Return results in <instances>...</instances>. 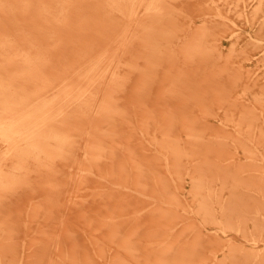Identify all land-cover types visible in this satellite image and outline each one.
Masks as SVG:
<instances>
[{"label":"rangeland","instance_id":"1","mask_svg":"<svg viewBox=\"0 0 264 264\" xmlns=\"http://www.w3.org/2000/svg\"><path fill=\"white\" fill-rule=\"evenodd\" d=\"M103 1L102 3L105 4L108 0ZM110 1L118 2L116 5L118 8L113 12L114 15H111L113 23H111V26L107 27L110 31L103 32V29H106L103 27L99 30V34L78 35L77 38H80L81 42H79L78 48H72V50L76 52L64 59L52 57L54 60H50V63H52H48L43 72L44 77H46L49 82L52 84L65 83V86L61 87L64 88L63 91L68 93L69 96L72 95L79 98V104L75 103L74 106L64 105L62 107L63 110L65 109L64 111L66 114L73 111L74 115L69 116L72 117L73 120L69 122V119H67L65 121L67 124L65 127H68L66 134L68 135L69 133V136L66 142L62 144L58 155L53 159L56 168L61 167V171L64 172L61 175L58 172L61 178L57 177L55 179V183L57 184H60V182L64 183L60 189L63 197L56 207L72 218L69 223L74 225L79 223L75 226L78 230H73V235L79 238H74V236L71 235L66 236V230L63 232L65 237L62 240L63 235L60 231L63 228L58 224L56 227L55 224L51 229V227H49L50 225L47 224H53V222H45L46 220H44V218L36 219L37 221L33 218L35 222H33L32 219L29 220L30 222L26 219L11 221L10 223L7 222L15 231L14 233L7 231L8 234H5V236L12 235L11 240L5 243V245L9 243L5 247V258H2L5 264H18L17 262L25 255L22 252V248L28 245V241L32 238L31 244L34 246L36 245V247L40 246L42 250L47 249L46 253L48 257H50L49 259L53 260V263H51L52 261L50 260V264H54L55 261V264L59 262V264H70L73 259V262L77 261V263L79 262L78 264H80V262H82V264H86V262L90 264H117L118 262L121 263L123 259L122 264H147V262L149 264L150 259L153 260L154 258L161 260L160 262L152 261L150 263L164 264L161 263L163 257L160 252H164L165 249L162 251L155 250L153 251L154 253H145L144 255L146 257L147 254V258L142 255L143 253L140 254L141 248L145 246L139 245L140 250L138 253L137 251H135V253L125 250L124 254V251L119 249L118 245L120 242L128 239L131 240L132 238L138 240L141 244L147 243V240H145L146 237H148L147 231L150 232V236L153 240L156 239L157 242L158 240H164V248L176 247L175 249L185 250L183 254L187 255H181V258L175 261L177 263L173 264H179V261H183L184 258H187L188 264H215L216 261L223 256L222 251L227 248V238H237L236 241L240 242L245 248L249 246V242L241 237L240 232L227 229L226 226L218 223L220 217L213 196L216 186L213 184L212 177L209 173L205 174L203 172L204 176H202V178L198 175V171L193 170V168L200 167L201 161L203 162V159L200 158V152L196 153L199 156L195 157L196 155H194L195 158L193 161L189 159V157L194 150H196V147L202 146L200 142H213L219 140L222 137V135H220L221 133L224 135V133L227 134V132H229L234 140H240L233 143L231 140L226 139L225 153L228 152L227 155H229L234 152L235 156L239 155L241 160L246 162L250 161V157H255L253 154L257 155L262 158L257 162L260 164V170L264 174V110H262L264 109V103L261 104L256 100V97L264 100V96L261 97L257 94L259 93V87L264 83V64L258 63L259 60L255 58L257 56H255V54L262 46L264 47V21H262V18H264V0H235L236 2L239 1V3H235L234 0H225L226 3L223 0H203L205 5H203L202 0H200V3H197L199 0H109L108 2ZM184 1L187 2L184 3ZM243 1L245 5L249 4L245 6ZM100 2L101 1H99V3ZM188 2L191 3L190 6L192 7L189 6ZM157 3L165 8L167 11L166 15L159 16L153 12V9H146L147 5L153 7ZM256 3L259 5H255ZM194 4H197V6L195 5V8L198 7L197 9L194 8ZM201 5L204 6V11H201L203 10L201 8L203 6ZM216 5H218V7ZM182 6L185 7L183 8ZM253 6L256 9H254ZM208 9L213 13H210ZM246 9H248V11ZM104 12L105 11H103V13ZM186 12L188 14H186ZM215 12L217 14H215ZM252 12H256V15L252 14ZM147 13L149 14L147 15ZM29 14L31 17L33 16L32 12ZM254 15L255 17H252ZM103 16L104 15H99V17ZM208 17L209 19H207ZM256 18H258V20ZM219 19H221L223 23ZM207 20L214 21L213 25L209 24V22L207 23ZM9 21L19 23L17 17L5 12L3 9L2 11L0 10V43L3 42V46H0V62L3 60L5 54L10 55L16 52L20 45L21 38L25 37L24 31L20 28L7 26ZM204 21H206L205 24H203ZM223 25L231 30H224L225 27L223 28ZM219 27L223 29V31H220ZM73 30L60 31L57 29H49L48 31L53 32L56 36L63 35L64 37H70L72 34L74 36L76 34ZM110 32H112L111 37L101 38V35L106 37ZM220 32L225 35L223 34V37H221L222 35ZM28 35L34 38L36 37V32L30 31ZM43 36L42 34L37 38L41 39ZM230 36L233 37V39H229ZM248 38L251 39V41ZM6 39L14 41V44L8 46L7 43V45H5L4 40ZM56 39H53L54 41L51 44L45 43L39 46L40 48L43 47L45 50H53L56 45L60 54H63L65 51V54L69 55L71 49L66 48L67 46L62 47L58 45ZM234 40L235 43H240L234 45ZM190 41H192V44L194 43V46L192 47L191 44L190 47L193 53H185L188 47L185 46L188 44L187 42ZM198 42L200 43L198 44ZM194 48L195 50L193 51ZM151 50L153 51L151 52ZM240 50L241 52H239ZM1 51L3 53H1ZM171 51L173 52L172 55L170 54ZM218 52L221 54L219 57ZM241 55L244 57H241ZM130 56L132 58H130ZM147 57L148 59H152L155 63L152 65V73L148 80L149 83L147 82V92L144 97L136 98L128 78L124 77L122 80L119 78L110 80L111 74L114 71L119 70L121 75L127 71L126 65H128L129 58L135 61L136 68L141 71V69L146 67L145 61ZM241 60L244 61L241 62ZM228 68H230V70ZM259 69L260 71H258ZM226 73H228V75ZM135 78L136 72H134V80ZM254 78H257L258 82L255 86H252V80ZM245 82L251 85L245 88ZM208 88L213 89L211 91V89ZM229 90H231L232 93ZM245 92L246 94L244 95ZM253 97H255V100H253ZM252 100L256 102L253 104ZM106 101V105L108 106L106 109L108 110H106V112H95V110L102 107V104L106 103ZM238 101H242L243 105L242 103H238ZM246 104H249L247 106L250 107L247 108ZM238 106L241 107L240 110L242 111L239 110ZM232 107L235 108H233V114V111H231ZM55 108L56 107H53L52 109ZM251 108H253V111ZM122 111H125V117H123V115L121 116V114H123L121 113ZM228 111L231 116H227L229 115ZM248 111H250V113ZM224 112H228V114H225V116ZM183 113L186 114L184 115ZM248 113L253 117L249 116ZM98 114L99 116H97ZM205 114L209 115L206 116ZM182 115L184 118H181ZM255 115L256 118L259 117V115L261 118L259 117V120L258 118L257 120L255 119L256 121H254V119L252 120L250 117L255 118ZM232 116L234 119H232ZM243 116L247 121H240ZM98 117L99 120L97 119ZM224 118L227 119V122ZM250 120L255 122L252 124H259L260 129L253 126ZM211 124L212 130L209 128ZM90 125H95L99 128L100 135H98V137H96L95 131L93 130L95 127L90 128ZM170 125L173 127L171 128ZM207 126L209 128L208 130ZM236 126L242 128L239 130L244 133L243 135L237 132L236 129L238 128ZM169 129L175 130L170 131ZM214 133L220 134L216 136ZM165 135L167 136L165 137ZM208 136L211 140L210 138L208 139ZM192 138L194 139L192 140ZM126 140H128V143L130 142L131 154L133 153L131 156L135 155L134 152H137V154L142 152L150 161V177L148 180L150 189L141 187L143 192L140 194L134 190L127 191L131 193L132 196L130 197V205L124 207L121 211V220L122 223H124H121V229H123L117 236H112L113 234L111 235L108 229L101 223L94 224L93 222L91 223L90 220L85 221L84 219L87 218L88 215L92 216V220L96 218H98L97 221L101 220V218L105 216L104 202L102 201V204H99L102 198L101 196H103L102 193H107L110 190L121 191L117 189L118 186L110 183L112 179L110 178V180H108L105 171L98 166L95 157L96 146L101 150L103 148L106 149L112 142L119 141L123 144ZM159 141L161 145L158 144ZM194 142L196 143L192 144ZM248 149L253 151V153L248 152ZM175 150L176 153H174ZM170 152H173L172 156ZM166 157H168V159ZM170 159H172L171 161L175 160L174 163L171 162L173 165L175 163H177V165L173 166L170 164ZM167 160H169V162ZM178 160L180 161L178 162ZM171 165L174 167V170H172L173 168ZM151 170L153 172H151ZM198 181L203 182L200 183L202 184L201 187L195 185ZM153 183L155 189L153 188ZM161 183L163 184L162 186ZM262 190L264 191V186H262ZM226 194L227 191H225L224 195ZM79 201H85L86 203L79 205ZM258 203L259 206L260 204L262 205L261 212H263L264 215V197L259 199ZM155 207L163 212V214H161L163 217L159 219L158 222L153 219L151 223H148L147 213ZM75 208L80 209V212L76 215H72L74 211H77ZM39 220L42 221V223L44 222L45 224H43L45 226H42ZM130 220H134V223L138 224H132L133 230L138 232V234H135L136 237L134 234V237H132V234L129 232L128 226ZM247 222L248 225H250V222ZM163 224L164 228H162ZM30 225L34 226L31 227ZM38 225L41 228H39ZM27 227L33 228L32 232L27 229ZM67 227L70 226L67 225ZM145 228L147 230H141ZM41 230H43V232ZM152 231H155L157 235L155 232L153 234ZM139 232L142 236H140ZM1 234H3L2 231L0 232V235ZM35 237L37 240H35ZM38 237H40V241H43L42 243L38 242ZM45 237L46 239L48 238V241H50V239L51 241L45 242ZM68 238L73 240L76 239L77 244L75 243L76 241L74 242ZM56 239L61 240H58L60 244L57 242L59 245L62 244V241H65V244L68 243L67 245L62 244V246L65 245L63 246L65 250L63 247H59V245L55 248L54 244H56ZM258 239V244H260L262 248L264 243V232H262V235H260ZM71 241L74 242L75 246L79 245V242H81L82 244L79 246L83 245L85 247V253L83 250L79 252V246V250H76L77 246L75 249L69 248L68 245ZM73 242L70 243V245H73ZM43 243L45 244V249L42 247ZM46 243H50L49 249L47 248L49 245L47 246ZM192 243H200V245L197 248L181 246V244L188 245ZM40 244H42V246ZM13 245L16 249L12 247ZM66 246L70 249V252L66 250ZM58 247L60 249H58ZM13 248L17 252H14L15 250ZM61 248L63 249L62 253L64 254L65 252V259L64 256H62L63 258H59L60 255H63L59 252ZM72 250L78 253L76 252L73 254L71 252ZM40 251L41 250H39L38 253ZM126 251H128V255ZM43 252L45 251L39 253L42 255H36V259H33L34 256L31 257L30 260L32 264H37V261H40L42 258V263L40 262L39 264L48 262V260H44L47 255L44 253V255H46L44 257ZM115 253H117V256H115ZM83 254H85L86 257L85 260L83 259ZM113 254L116 258L115 263L114 257L112 260ZM129 254L132 255L129 256ZM121 255L125 258L122 256L121 258L123 259L117 261V257ZM38 256H42V258L37 259ZM67 256L73 259L70 260ZM74 257H76V259ZM138 257L142 259L140 260ZM136 258L139 262H137L138 260H136ZM67 259H69L70 263H67L69 262ZM109 260L113 261V263L111 261L108 262ZM248 260L251 259L248 258ZM238 261L239 264H244L245 262L243 256H240ZM251 263H253V261H251ZM251 263L247 262L245 264Z\"/></svg>","mask_w":264,"mask_h":264},{"label":"bare ground","instance_id":"2","mask_svg":"<svg viewBox=\"0 0 264 264\" xmlns=\"http://www.w3.org/2000/svg\"><path fill=\"white\" fill-rule=\"evenodd\" d=\"M99 1H101V2L99 3ZM108 1L105 2V4H103L102 3V2H104L103 0H0V10L1 11H2V9L5 10V12L17 17L19 20V23H15L14 21L13 22L9 21V24H7V26L20 28L21 30L24 31V34H25V37L21 38V42H20V45L18 46L17 51L13 52V54H10V55L5 54V56L3 57V60L0 62V232L2 231V233H3L0 235V264H5L2 258H5V251H6L5 247H6V245L9 244L8 243L5 245V243L9 242V240H11V236H12V235L11 236H8V235L5 236V234H8L7 231H10L13 233L15 231L12 228V226L9 225V223L11 221H16V220H21V219L22 220L26 219L29 221L32 219V221L35 222V221H37L36 219L44 218V220H46L45 222H49V223L53 222V224H47V225H50L49 227H51V229H52V227H54L55 224H56V227L58 225H60L61 228L64 229V230L61 229V231H60L62 233V235H63V232L67 230V232L65 233L66 236H69V235L74 236L73 230H78L77 227H75V226H77L79 223L78 224L76 223V225L69 223V222H71L72 218H70V216L66 215L65 213L61 212L62 210L60 211L59 208L56 207L58 202L63 197L60 189L64 183L60 182V184H57V183H55V179L57 177H59L64 172L61 171L62 170L61 167L56 168L53 159L56 157V155H58V153L62 147V144H64L66 142V139L69 136V133H68V135L66 134L68 127L67 128L65 127V125H67L65 123V121L67 119H69V122H70V120H73V118L69 117V116L74 115L73 111L66 114V112L64 111L65 109L63 110L62 107L64 105L65 106H74L75 103L79 104V98L77 96H72V95L69 96L68 93L63 91L64 88H61V87H64L65 83H63V84L62 83L61 84L60 83L52 84L51 82H49L48 79L46 77H44L43 72H44L45 68L47 67L48 63L49 64L52 63V62L50 63V60H54L52 57L64 59V58H68L70 55H72L76 52V51H73L72 48L73 49L78 48V44H80L79 42H81L80 38H77L78 35L84 36L87 34H99L100 33L99 30L103 27L106 28L105 30L103 29V32L110 31V29H107V27L111 26V23H113V19H111V15H114L113 12L115 11L116 8H118V7H116L118 2H116V1L108 2ZM223 1H225V0H223ZM226 1H225V3H226ZM185 2H187V1H184V3ZM188 3L190 6L191 3L190 2H188ZM197 3H200V0ZM202 3H203V0H202ZM235 3H239V1L238 2L235 1ZM253 3H255V2H253ZM257 3L255 5H259ZM260 3H262V2H260ZM230 4H232V3H230ZM243 4H244V1H243ZM248 4H246V5H248ZM195 5L197 6V4H194V8H195ZM203 5H205V4L203 3ZM203 5H201V6H203ZM208 5H209V3H208ZM216 6L218 7V5H216ZM227 6H229V5H227ZM182 7L184 8L185 6H182ZM190 7H192V6H190ZM260 7H261V5H260ZM147 8H151V10L153 9V12H155L156 15H159V16L160 15L164 16L167 14V11L165 10V8L161 5H159L158 3L155 4L153 7H151V6L149 7V5H147L146 9ZM197 8H195V9H197ZM201 8L203 9L204 6ZM201 8H200V10H201ZM234 8H235V6H234ZM251 8H252V6H251ZM253 8L256 9L254 6H253ZM204 9L201 11H204ZM263 9H264V7H263ZM246 10L248 11V9H246ZM103 11H105V12L103 13ZM213 11H215V10H213ZM31 12L33 14L32 17L29 14ZM209 12H210V10H209ZM216 12H215V14H217ZM198 13H196V14H198ZM210 13H213V12L211 11ZM239 13H238V15H239ZM263 13H264V11H263ZM148 14L149 13H147V15ZM186 14H188V13L186 12ZM224 14H225V12H224ZM252 14L256 15V12L255 13L252 12ZM99 15H104V16L99 17ZM248 15H249V13H248ZM255 15L252 17H255ZM233 17H235V16H233ZM205 19H206V17H205ZM207 19H209V17ZM256 19L258 20V18H256ZM262 19H263L262 21H264V18H262ZM219 20H221V19H219ZM237 20H238V18H237ZM224 21H226V20H224ZM229 21H230V19H229ZM254 21H255V19H254ZM205 22L206 21H204L203 24H205ZM208 22H209V24H212V25L214 23V21H212V20H207V23ZM221 22H222V20H221ZM246 22H247V19H246ZM134 26H136V25H134ZM207 26H209V25H207ZM214 26H216V25H214ZM239 26H240V24H239ZM253 26H254V24H253ZM223 28L225 30L228 27L223 25ZM244 28H246V27H244ZM49 29H57L60 31H62V30L72 31L74 29L73 31L76 34H75V36L72 34L70 37H64L63 35H57L56 36L53 32L48 31ZM219 29H220V31L221 30L223 31V29H221L220 27H219ZM229 29H227V30L230 31L231 29L230 30ZM30 31H35L36 37L32 38V36L28 35L30 33ZM103 32H102V34H103ZM214 32H215V30H214ZM220 33L222 35L221 37H223L224 33L223 34H222V32H220ZM42 34L44 35L43 38H41V39L37 38ZM111 34H112V32H110L108 35H106V37L101 35V38H109V37H111ZM201 35H203V34H201ZM260 37L263 38L262 36H260ZM53 39L57 40L58 45H61L62 47L67 46L66 48H70L71 51H70L69 55H66L65 51L63 52V54H60L57 50L58 48L56 47V45L53 48V50L52 49L51 50H45V49H43V47L40 48L39 45L45 44V43L51 44L54 41ZM229 39H233V37L230 36ZM236 39H237V37H236ZM221 40H223V39H221ZM235 40H234V45H237L240 43L239 41H238L239 43H235ZM249 40L251 41V39H249ZM217 41H218V39H217ZM4 42H5V45H7V43H8V46H11L12 44H14V41L7 40V39L4 40ZM187 43L188 44L185 47H187V46L188 47L185 50V53H188V52L193 53V52H191L192 48H190L192 41L187 42ZM199 43L200 42H198V44ZM229 44H230V42H229ZM0 46L1 47L3 46V42L0 43ZM193 46H194V43L192 44V47ZM236 49H238V48H236ZM194 50H195V48L193 49V51ZM152 51L153 50H151V52ZM239 52H241V50ZM1 53H3V52L1 51ZM172 53L173 52L171 51L170 54L172 55ZM219 56H221V54L218 52V57ZM255 56H256L255 58H257V60L260 61V62L258 61V63L264 64V47L263 46L255 54ZM241 57H244V56L241 55ZM245 57H246V55H245ZM130 58H132V57L130 56ZM130 58L128 61V65H126L127 71L122 75L119 73V70L114 71L111 74L110 80L116 79V78H119L122 80L124 77H126L131 82L133 92L135 93V94L134 93L133 94L136 95V98L144 97L146 95V92H147V82L151 77L152 65L155 62L152 59H148V57H147V60L145 61L146 67H144L140 71L136 68L135 61L131 60ZM243 61L244 60H241V62H243ZM257 67H259V66H257ZM228 69L230 70V68H228ZM254 69H255V67H254ZM218 71H220V70H218ZM258 71H260V69ZM134 72H136L135 80H134ZM251 73H252V71H251ZM226 74L228 75V73H226ZM257 74L258 73L256 72V75ZM254 79L252 80L253 81L252 86H255L258 82L257 78L255 80ZM184 83H186V82H184ZM211 85H213V84H211ZM235 85L238 86L237 84H235ZM248 85H251V84H247L245 82V88L249 87ZM238 88H240V87H238ZM208 89H211V88H208ZM212 89H211V91H212ZM232 89H234V88H232ZM229 91H231V90H229ZM258 92H259V93H257L258 96L259 95L261 97L264 96V83L259 87ZM231 93H232V91H231ZM245 94H246V92L244 93V95ZM230 98H232V97H230ZM235 99H237V98H235ZM137 100H140V99H137ZM253 100H255V97H253ZM256 100H258V102L261 104L264 103V100L258 99V97H256ZM233 102H234V100H233ZM255 102L253 101L252 103L254 104ZM238 103H242V105H243L242 101L241 102L238 101ZM106 104H107V101H106V103L102 104V107H100L98 110L96 109L95 112H97V111L106 112V110H108V109H106L108 107ZM224 104H227V103H224ZM103 105H104V107H103ZM233 105H234V103H233ZM235 105H236V102H235ZM247 105H249V104H246V106ZM226 106H228V105H226ZM256 106H257V104H256ZM53 107H56V108L52 109ZM249 107L250 106H247V108H249ZM233 108L234 107H232L231 111H233ZM240 108L241 107H239V110H240ZM192 109H193V107H192ZM213 109H215V108H213ZM251 109L253 111V108H251ZM262 110H264V109H262ZM209 111H210V109H209ZM240 111H242V110H240ZM210 112L212 113V111H210ZM228 112H226V113L224 112V115L228 114ZM248 112L250 113V111H248ZM121 113H123V114H121ZM121 113H120L121 116L123 115V117H125V115H124L125 111H122ZM233 113H234V111L232 112V114ZM249 113H248V115H249ZM255 113H256V111H255ZM207 115H209V114H207ZM240 115H241V112H240ZM261 115H262V113H261ZM97 116H99V114ZM182 116H181V118H184V116L183 117ZM227 116H231L230 112H229V115H227ZM249 116H252V115H249ZM177 117H180V116H177ZM243 117H241L240 121H242V120L247 121V119L245 117L244 118ZM252 117H250V118L252 120L254 119V121H256L257 118L259 120L260 115L257 118H256V115H255V118H252ZM211 118H213V117H211ZM97 119L99 120V117ZM232 119H234L233 116H232ZM188 120H189V118H188ZM226 120L227 119H225V121ZM219 121H220V119H219ZM254 121H251L250 123L252 124ZM191 122H192V120H191ZM252 125L256 126L258 129H260L259 124H252ZM92 127H95V129H93V130L95 131L96 137H98V135H100L99 134V128H97L95 125H90V128H92ZM159 127H160V125H159ZM170 127L172 128L173 126L170 125ZM211 127H212V124L209 128H211ZM236 127L238 128V129H236L237 132L239 134L243 135L244 133L241 130H239L242 128L239 126H236ZM209 128L207 126V130ZM219 128H220V126H219ZM159 130H160V128H159ZM174 130H170V131H174ZM192 130H191V132H192ZM211 130H212V128H211ZM161 132L162 131L160 130V133ZM172 133L175 134L174 132H172ZM158 134H159V132H158ZM164 134H163V138H164ZM205 134L208 135L207 133H205ZM205 134H204V136H205ZM219 134H215V135L217 136ZM220 135H222V137L219 140H216V141L212 140L213 142H210V141L202 142V143L200 142V144L202 146L196 147L195 148L196 150L193 149L194 152L190 156L192 158L189 157V159H191L193 161L195 157L199 156L196 153L200 152V154H201L200 158L203 159V162L201 161L200 167L193 168V170L198 171V175H200V177L204 176L203 172L205 174L209 173L212 177L213 184L216 186V188L214 189L215 191L213 193V196H214V201L216 202V206L218 208V214L220 217L219 218L220 221L218 223L223 224L224 226H226L227 229H232L236 232H240L241 237L245 238V240L249 242L248 243L249 246H248V248H245V246H243L240 242L236 241L237 238H232V239L227 238V241H226L227 242V248H226L227 250L226 249H224V251L221 250L223 253L222 254L223 256L220 259H218L215 264H239L238 259L240 256H243V258L245 260L244 264L247 262L251 263V261H253V263H251V264H254V263L255 264H264V243H263L262 248L260 247V244H258V241H259L258 237L260 235H262V232H264V215H263V212H261L262 211V205L260 204V206H259L260 202L258 203V200L261 199L262 197H264V191L262 190V186H264V174L260 170V164L257 162L258 160H260L262 158L253 154V156H255V157H250V161L246 162V161H242L241 157L239 155L235 156L234 152H233V154L227 155L228 152L225 153V151H226V139L231 140L233 143H235L237 140H240V139L234 140L232 138L231 134H229V132H227V134L224 133V135L221 133ZM166 136L167 135H165V137ZM195 137H198V136H195ZM209 138L210 137L208 136V139ZM193 139L194 138H192V140ZM160 140H162V139H160ZM210 140H211V138H210ZM195 143L196 142H194L192 144H195ZM158 144H160V141ZM103 145H105V144H103ZM165 150H166V148H165ZM171 150H172V148H171ZM248 152L253 153V151H251L249 149H248ZM95 153H96L95 157L97 159L98 166L105 171V175L108 178V180H110V178L112 179L110 181V183L112 185L118 186L117 189L121 190V191L110 190L107 193H102L103 196H101L102 198H101L99 204H102V201L104 202L105 216L103 218H101V220L97 221L98 218H96L95 220L94 219L92 220V216H88V215H87V218H85L84 220L85 221L90 220V222L91 223L93 222L94 224L101 223L106 229H108V231L111 235L113 234L112 236H115V235L117 236V234H119L121 232V230L123 229V228L121 229V227H122L121 226V223H122L121 211L123 210L124 207L130 205V203H131L130 197L132 196V194L127 192V191L134 190L135 192L140 194L143 192L141 187L150 189V184L148 182L149 177H150V175H149V169L150 168L149 167H151V166H149L150 161L146 157V155L142 154V152H139L138 154H137V152H134L135 157L131 156L133 153L131 154L130 142L128 143V140H126V142L123 144L120 143L119 141L112 142L111 144H109V146L106 149L103 148L101 150L98 146H96V152ZM172 153L170 152L171 156H172ZM174 153H176V150ZM168 154H167V156H168ZM194 155H196V156L194 157ZM256 157H258V158H256ZM166 158L168 159V157H166ZM172 159H170V164L173 165V163L176 159L174 158L175 160L171 161ZM180 160H178V162ZM167 161L169 162V160H167ZM171 162H173V163H171ZM172 165H171V167H172ZM174 165H177V163H175ZM246 167H248V168H246ZM172 168H173L172 170H174V167H172ZM58 172L60 175L58 174ZM151 172H153V171L151 170ZM59 178H61V177H59ZM154 178H156V177H154ZM116 179H118V180H116ZM161 179H162V177H161ZM158 183H159V181H158ZM200 183H203V182L198 181V182H196L195 185L198 187H201L202 184H200ZM162 185L163 184L161 183V186ZM154 186L155 185L153 183V188L155 189ZM161 186H160V189H161ZM193 187H194V185H193ZM160 189H157V190H160ZM195 189H196V187H195ZM165 190H167V189H165ZM225 191H227L226 195H224ZM83 203H86V202L85 201H83V202L79 201L78 204L81 205ZM257 203H258V205H257ZM75 209L77 211H74L72 213V215H76L80 212V209H77V208H75ZM161 214H163V212L159 208L155 207L154 209L149 210V212L147 213L148 223H151V221L153 219L156 222H158V220L162 219V217H163ZM164 214H165V212H164ZM217 217H218V215H217ZM33 218H35L34 219L35 221L33 220ZM247 221L250 222V225H248ZM7 222H9V223H7ZM40 222L42 223V221H40ZM134 222H135L134 220H130L129 226H128L129 232L132 234V237H134L135 234H138V232L133 230L134 228H133L132 224H136ZM43 223L41 224L42 226L45 224V223L44 224ZM31 224H33V223H31ZM122 224H124V223H122ZM28 225H29V223H28ZM39 225H38V227L41 228ZM67 225H69L70 227H67ZM136 225H138V224H136ZM30 226L33 227L34 225L33 226L30 225ZM31 227L30 228L27 227V229H29L32 232L33 228H31ZM162 228H164V224H163ZM169 228H170V226H169ZM184 229H185V226H184ZM44 230H46V229H44ZM141 230H147V229L145 228V229H141ZM41 231L43 232V230H41ZM51 231H53V230H51ZM152 232L154 234L155 231H152ZM180 233H182V232H180ZM133 234H134V236H133ZM155 234H156V232H155ZM46 235H47V233H46ZM36 236H38V235H36ZM140 236H142L141 233H140ZM147 236L148 237H146V239H145V240H147V243H145V244H141L138 240L135 239L136 240L135 241L132 238L133 241H132V239L131 240L128 239L126 241L120 242L118 247L120 250H123L124 251L123 253L125 254V250L133 251V252L137 251V253H138V251L140 250L139 245H141L143 247L145 246L144 248H141V252H140V254L143 253L142 255L144 257H145V255H144L145 253L153 252L155 250L162 251L165 249L164 252L163 251L160 252L162 254V257H163V261L161 263H164V264L177 263L175 261L179 260L181 258V255H184V256L187 255V254H183V252H185L184 249H175L176 247L164 248V240H158V242L156 239L153 240L150 236L149 231H147ZM64 237H65V235H63L62 240L64 239ZM39 238L40 237H38V242L42 243L43 241H40L41 239H39ZM71 238H73V237H71ZM71 238H68V239H71ZM74 238H79V237L74 236ZM137 238H140V237H137ZM47 239L45 237L44 241L45 242L51 241V239H50V241H48ZM143 239H144V237H143ZM31 240L28 241L29 244L26 245L27 247L25 246L22 248L23 249L22 252L25 255L17 263L18 264H32V261L30 260L31 257L34 256L33 259H36L35 256L38 255L39 253H41L42 251H45V252H43L44 257L47 255L45 257L46 259H44V260H46V261L48 260V262L45 264H50L51 261H52L51 263H53V260L49 259L50 257H48V254L46 253L47 249L42 250V248L40 246H38V245H37L38 247H36V245L34 246L33 244H31L32 243ZM35 240H37L36 237H35ZM58 240H60V239H58ZM58 240L57 239L55 240L56 244H54L52 242L54 244L55 248L57 247V245L60 244L61 240L60 241H58ZM65 240H66V238H65ZM71 240H73V239H71ZM123 240H125V239H123ZM68 241H66V242H68ZM73 241L75 242L76 239H74ZM73 241H71L70 243H72ZM38 242H36V243H38ZM57 242L59 244H57ZM74 242H73V245H70V243H69L70 246L68 245V247L71 249H73V248L75 249L77 246L76 250L80 249L79 252H82V250H83V252L85 251L84 250L85 247L83 245L79 246L82 244L81 242H79L80 244L76 245V246H75ZM25 243H27V242H25ZM33 243H34V240H33ZM61 243L65 244V241H62ZM75 243L77 244V241ZM46 244L48 246L50 243L49 244L46 243ZM62 244L59 245V247L60 246L63 247L65 245H67L68 243L63 245V246H62ZM40 245L42 246V244H40ZM199 245H200V243H198V244L192 243V244H188V245L187 244H181L182 247H193V248H197ZM18 246H20V245H18ZM71 246H75V247H71ZM78 246H79V249H78ZM7 247H9V246H7ZM12 247H14V245ZM12 247H10V248H12ZM42 247L44 249L46 248L44 243H43ZM59 247H58V249H60ZM68 247L66 248V250L70 252V249ZM4 248H5V250H4ZM37 248H39V249L36 250ZM47 248L49 249L50 245ZM64 248L65 247H63V249ZM63 249L61 248V250L59 252L62 253ZM187 249H189V248H187ZM39 250H41V251L38 253ZM225 250H226V252H225ZM128 251H126L127 255H128V253H127ZM14 252H17V251L15 250ZM71 252L74 254L77 251L73 252V250H72ZM9 253H11V252H9ZM44 253H46V255H44ZM135 253H134V255H135ZM64 254H65V252H64ZM64 254L60 255L59 258L64 256V259H65ZM115 254H116L115 256H117V253H115ZM39 255H42V254H39ZM131 255L132 254H129V256H131ZM79 256L80 257L83 256L84 260L86 258L85 254H83L82 256L81 255H79ZM115 256H114V254L112 256V260L114 257V263L116 261ZM122 256L123 255H121L120 257H117L119 259V260L117 259V261H120L121 259L125 258L124 256H123V258H121ZM137 256H138V254H137ZM39 257L40 256H38L37 259L42 258V256L40 258ZM76 257H77V255H76ZM76 257H74V258L76 259ZM80 257H79V259H80ZM144 257H143V259H144ZM152 257H154V256H152ZM17 258H15V259H17ZM67 258H69V256H67ZM145 258H147V254H146ZM248 258L251 260H248ZM69 259L72 260L73 258L72 259L69 258ZM69 259H67V261H69ZM134 259H135V256H134ZM42 260H43V258L40 261H37V264H39L40 262L42 263ZM73 260L71 262L72 264L73 263L74 264L79 263V262L77 263V261L73 262ZM136 260H138V259L136 258ZM160 260L161 259L154 258L153 260L150 259V262H152V261L153 262L154 261L160 262ZM34 261H36V260H34ZM110 261L111 260H109L108 262H110ZM122 261H121V263L118 262L117 264H122ZM83 262H85V261H83ZM92 262H93V260H92ZM111 262L113 263V261H111ZM137 262H139V260ZM150 262H149V264H152ZM55 263H56V261L54 262V264ZM59 263H57V264H59ZM67 263H70V261ZM87 263L88 262H86V264ZM12 264H15V263H12ZM80 264H82V262H80ZM83 264H85V263H83ZM88 264H90V263H88ZM147 264H148V262H147ZM179 264H188L187 258H184L183 261L182 260L179 261Z\"/></svg>","mask_w":264,"mask_h":264}]
</instances>
